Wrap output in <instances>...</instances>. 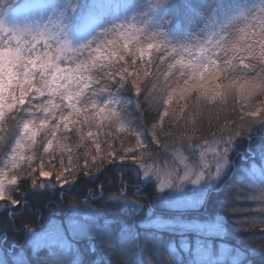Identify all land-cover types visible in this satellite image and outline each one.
<instances>
[{
    "label": "snow or ice",
    "instance_id": "6c2138e0",
    "mask_svg": "<svg viewBox=\"0 0 264 264\" xmlns=\"http://www.w3.org/2000/svg\"><path fill=\"white\" fill-rule=\"evenodd\" d=\"M168 2L172 5L178 28L197 19L202 11L196 0ZM156 6H159V2ZM212 7L227 20V27L219 33L212 31L206 40L202 37L209 31L207 26L191 40L181 42L166 36L163 29L160 32L153 31L154 25L146 23L147 19H144L147 17L139 16L144 27L135 29L136 51H131L127 41L117 50L116 42L108 37L113 33L133 31L132 23L138 16H131L129 19L127 14L141 10V5L136 0H124L123 3L116 4L110 0H85L84 3H78L77 0H5L0 5V131L9 122L22 125L21 138L16 140V146L0 168V214H8L6 219L9 228H13L17 222L14 219L17 208L24 205V198L19 191L23 184L30 182L35 190L37 180L34 176H53L51 171L43 170L42 163L39 169L32 167L35 156L23 154L21 150L25 148V144L35 145L37 136H42L46 142L44 152L49 153L57 140V133H61L63 138V133L69 131V125L76 128L78 123L81 126L85 122L91 124L89 115L77 106L87 105L89 92L92 97L104 94L109 97L99 102L92 101L91 111L96 116H103L105 109H108L109 116H119L114 110V106L119 104V93L125 89L134 90L139 97L140 77L142 74L148 75L147 69H139L135 57H143L145 54L150 56L152 51L163 54L158 62H164L165 56L173 61L168 64V68L180 73L183 84L179 86L178 99L185 103L191 92L205 100H214L217 89L234 96L238 92L242 101L239 108L241 123L238 128L228 129L226 136L222 134L216 140L215 146L210 149L213 162L205 163L199 170H189L187 165L182 168L180 165L184 164V158L178 149L172 160L161 158L162 167L145 163L143 154H147L146 159L152 160L155 153L149 152L151 144L145 145L140 140L139 133L136 134V147L121 148L119 160L124 162L130 158L136 165V178L143 184L146 185L150 177L155 179L157 191L163 194L161 200L169 209L182 212L188 208H196L218 194L232 170L233 162L230 157L236 150V142L242 139L251 142L252 126L258 124L264 127V0H260L259 4L252 0H216ZM121 9L125 12L123 19L111 16L113 10ZM85 19L91 22L87 29L82 24ZM234 21H243L247 28V31L240 29L243 41L238 48L235 45L229 47L236 32H229L228 27ZM217 36L218 38L213 39ZM193 47H200L199 54L194 62L189 58L186 64L183 57L188 56ZM216 50L223 55L212 59L210 54H215ZM126 56L128 59H125ZM114 57L117 59H113ZM62 61L69 62L73 67L62 68ZM145 63L149 61L145 60ZM129 68L132 69L131 72ZM217 80L227 83H217ZM144 95L145 102H148L152 94L147 87ZM174 96L175 93L169 95L160 105L163 116L169 119L173 116L169 106L173 104ZM135 107H140L139 98L135 101ZM157 114L159 115V110ZM162 123L163 117H160L158 124ZM157 126L153 125V128ZM76 130L82 131V128ZM124 130L121 128V131ZM87 136L94 137V134L88 132ZM4 139L0 135V143ZM152 140L161 149L166 147L155 132ZM56 147L63 152L65 145L57 143ZM95 147L99 151L100 144L96 143ZM203 154L202 151L201 155ZM108 155L115 158L116 152H109ZM257 155L259 160L250 164V172L248 176L241 178L242 183H247L257 174L264 177V163H260L264 161V145L260 146ZM140 169H143L142 176ZM55 179L68 183L63 173L57 174ZM121 183L123 185V178ZM189 185L193 187L189 188ZM38 187L43 189L46 184H39ZM141 190L137 188L136 193L139 194ZM119 195L123 197L126 193L121 192ZM246 200L254 211L243 216L231 213L248 225L246 229L234 227L219 215L203 221H186L180 216L173 219L157 217L151 222L141 221L135 227H153L179 235L181 239L178 246L175 241L168 245L169 253L175 257L172 264H243L244 252L220 244L219 251L214 253L212 241L231 232L243 234L252 245L257 241L264 244V228L257 227V224H264V182L258 190L249 186ZM120 202L140 207L134 201ZM9 209L12 211L9 212ZM67 228L66 231L65 226L53 221L40 231L29 229L31 238L28 243L32 253L37 255L38 264H66L56 253L74 250L69 237L79 232L81 225L69 221ZM0 232L6 238L7 230L0 229ZM140 235L135 232L134 227L126 224L123 225L119 238L105 232L102 237H96L100 241L98 252L96 245H90L89 251L93 255L87 264H111L112 254L128 258L127 264H143V261L134 258L135 253L132 251V239L139 238ZM158 239L146 235L145 245ZM41 250H46L49 256L39 257ZM248 254L256 255V248H251ZM259 254L264 256V253ZM0 264H28V261L23 252L16 253L9 249L0 252ZM248 264L252 262L249 261Z\"/></svg>",
    "mask_w": 264,
    "mask_h": 264
},
{
    "label": "rangeland",
    "instance_id": "374dc122",
    "mask_svg": "<svg viewBox=\"0 0 264 264\" xmlns=\"http://www.w3.org/2000/svg\"><path fill=\"white\" fill-rule=\"evenodd\" d=\"M13 2H22V0H13ZM77 2L84 3L85 0H77ZM110 2L116 4V3H123L124 0H110ZM136 2L139 5H141V10L127 14L129 19H131V16H138L136 21L132 23L133 31H126L125 33H113L108 37L109 40H113L116 42L117 50L125 41H127L129 43V49L132 51H136L135 41L137 37L135 34V29L144 27V24L141 22V17L139 16L147 17L144 19H147L146 23H150L154 25L153 31L160 32L163 29L164 34L166 36L174 40H179L181 42H186L191 40L195 35L199 34L201 30H203L206 26L209 29V31L206 32L202 37V39L204 40H206L210 36L212 31H216L219 33L223 28L227 27V20L222 15L218 14V11L216 9H214L205 18L203 25L201 26L199 32H197L196 34H191V33L187 34L178 31L176 29L170 30L167 28L166 11L164 9V6L160 3V1L136 0ZM157 2H159V6H156ZM252 2L259 4L260 0H252ZM4 3L5 0H0V5H3ZM149 13H151V15H149ZM124 15L125 12L123 9H121L120 11L113 10L111 13V16H116L120 19H123ZM90 23L91 22L87 19L82 21V24L86 29L90 26ZM240 29H244L245 31H247V28L245 27V23H243L241 27L238 30H236V35L232 37L229 47L235 45L238 48L240 43H242L243 36L240 33ZM97 30L99 31V29ZM216 38H218V36L214 37L213 39ZM141 46H145V45H141ZM202 46L203 45H201V47ZM54 47L55 45H53V48ZM199 51H200V47L191 48L189 55L183 57L185 63L186 64L188 63L189 58L194 62L199 54ZM206 54H210V53H206ZM210 55L212 59H215L217 56H222L223 53L219 52V50H216L215 54H210ZM150 56L145 54V56L143 57L141 56L136 57V64L139 67V69L144 70L148 68V63H145V60L149 61ZM177 58L180 59L181 57H177ZM113 59H117V57H114ZM61 67L68 68V67H73V65L67 61H62ZM143 76L144 75L142 74L140 79H142ZM178 91L179 88H176L170 93V95L175 93L173 104L169 106V111L173 114L172 119L163 116V121L167 119L176 122L181 117V114L184 110L185 101L178 99ZM191 94L192 92L189 93L188 96H190ZM220 94H221V90L217 89L216 98L219 97ZM87 95L90 97L87 105L78 104L77 106L82 108L84 112H86L89 115V120L91 121V124L85 122L83 126H81L78 123L76 128H74V126L72 125H69V131L63 133V138H61V133H57V140L54 141L53 149H50L49 153L44 152V147L46 146V142L43 140L42 136H37L35 145H27L26 143L25 148L21 150L25 156H30V155L35 156V160L32 163L33 168L39 169V166L42 163L44 166L43 170L51 171L53 173V176L51 178H41L38 175L34 176L37 182H43V183L47 182L48 185L54 183H63V180L57 181L55 179L56 175L59 173H63L64 177L67 178L69 176L68 167L72 155L70 153V146L68 139L70 134L73 132L77 134L80 133L85 134L86 138L89 140L90 143L89 155L92 160H95L100 156L106 158L107 160L114 159L120 163H126L127 164L126 167H130L131 169H133V171L136 174L135 171L136 165L130 158H128L124 162H121L119 160L121 148L127 149V148L136 147L137 133L141 134L139 137L140 140L145 145H147L146 138L142 130L131 117L132 104L126 99H122L121 97H118L117 100L119 104L114 106V110L115 112L119 113V116L116 115L109 116L108 109H105V113L103 116H96V113L91 111L92 101L95 100L96 102H99L101 100L109 99V97L105 94L101 96L92 97V94L90 92L87 93ZM57 102H59L58 99ZM62 107H64V105H62ZM101 107H103V105H101ZM247 110H251V109H247ZM93 117H95V119H93ZM78 128H82V131L76 130ZM121 128H124L125 130L121 131ZM17 130L18 133L16 138L13 141H11L9 145H7L8 152L6 153L3 160L0 161V168L3 167L5 161L7 160V156L11 154L12 149L16 146L15 144L16 140L21 138L22 125H18ZM257 130L259 131L261 130L262 133L264 134V127H261L258 124H256L254 128V132L256 133ZM88 132H92L94 134V137H88L87 136ZM219 138L220 136L210 139L208 138L202 140H195L191 138H186L184 136H180L178 138V141H176L175 145H171L168 148L165 147L164 149H162L165 153L164 156L155 154L154 159L148 160L146 159L147 154H143L145 156V163L149 165L162 167L161 158L165 160H172L174 153L178 149L182 154V157L184 158V164L180 166L183 168L185 165H187V168L189 170H199L200 168L203 167L205 163L211 164L213 162V153L210 151V149L215 146V142ZM205 141H207V145H205ZM57 143L65 145L63 152H61L59 148L56 147ZM96 143L100 144L99 151H97L95 147ZM112 151L116 152L115 158H110L108 155L109 152ZM202 151L204 153L203 156L201 155ZM149 152L151 151L149 150ZM235 152L237 153L240 152L237 147ZM230 158L233 161L232 155ZM258 160L259 157L258 158L255 157V159L251 158L250 161H247V163H245L244 167L242 168V172L238 176L236 182L230 185L233 191L232 193L233 197L238 202V206L236 207V210L239 216L246 215L247 213L255 210L254 208L249 206L246 197L249 194V186L255 187L258 190L261 183L264 182V177H260L257 174L256 176L248 180L247 183H242L241 178L248 176V173L250 172V164ZM260 163H264V161H260ZM65 169L67 171H64ZM139 171L142 176L143 169H140ZM25 173H26V169H25ZM148 182H153L155 183V185L157 183L156 180L151 177ZM188 187L191 188L193 186L189 185ZM196 187H200V186H196ZM119 194L120 193H116V192L111 193L110 195L106 196L103 199L104 203L109 205L110 210L108 211V214H106L104 210L95 207L92 202L85 200L80 205L70 206L66 210V213L63 217L55 218L51 221V222L56 221L61 225L65 226L66 231L68 230L67 226L69 224V221H74L77 224L81 225V230L77 232L74 236L69 237L71 243L73 244L74 250L67 252L58 251L56 253L58 257L65 260L66 264H82V262L83 264H87V261L90 258H92L93 255L89 251L90 245H96L97 252L99 251L100 241L96 239V237H102L105 232H110L113 234V236L119 238L121 235L122 227L125 224L130 227H134L135 232H139L141 234L139 238L132 239V251L135 253L134 258L143 261V264H145L144 260L150 261L152 264H172L175 257L173 256V254L169 253L168 245L171 242L175 241L178 246L181 237L176 233L170 232L168 230H158L153 227L140 229L135 226L139 225L141 221L151 222L155 220L157 217L163 219H173L175 217H163L156 215L153 213L152 207L148 203L143 202L141 199L137 197H131L127 194L123 197H120ZM162 195H163L162 193L159 192L157 193L158 203L164 207H167L161 200ZM115 197H119V199H115ZM121 200L134 201L135 204L139 205L140 207L136 208L133 207L132 205L121 203L120 202ZM203 205L198 206L196 208H188L185 210L198 209L200 211H203L201 210ZM256 207L258 208L259 205H256ZM149 209H151V212H149ZM218 215L223 216L225 220L228 223L232 224L234 227H239L242 229H246L248 227L246 223H242L240 221L238 216L227 217L222 214H213V215L208 214L205 217L199 215L180 216V217L181 219L186 221H191V220L203 221L207 218H214ZM130 216H136L138 217V220L135 223H131L129 221ZM114 224H117V228L119 230L112 228ZM45 227H42L40 229H31V230L40 231ZM257 227L264 228V224H257ZM161 233L172 235L176 239H172V237H167L171 239H166V237L163 236ZM146 235H152L154 237H158L159 239L153 243H148L147 245H145L144 237ZM30 238H31V233L29 232L26 244L19 250L16 251L14 250V251L16 253L23 252L25 255V259L28 261V264H38L37 255L32 253L31 245L28 243ZM191 238L192 237L189 234V239ZM80 242H85L84 250L79 248L78 243ZM212 243H213L214 253L219 251L220 244H226L233 249H239L240 251L244 252L245 259L243 261V264H248L250 260L252 262L255 260L261 261L264 259V256L259 254V253H264V244H260L257 241L255 245H252L249 243L248 239L243 234L230 232L226 234L224 237L214 238ZM253 247L256 248L257 254L256 255L248 254L249 250ZM7 250L8 249L5 248L0 242V252ZM141 254H144L143 256L144 258L142 257ZM38 256L48 257L49 254L47 253L46 250H41ZM110 260H111V264H127L128 258L116 254H112Z\"/></svg>",
    "mask_w": 264,
    "mask_h": 264
},
{
    "label": "trees",
    "instance_id": "16d2710c",
    "mask_svg": "<svg viewBox=\"0 0 264 264\" xmlns=\"http://www.w3.org/2000/svg\"><path fill=\"white\" fill-rule=\"evenodd\" d=\"M158 1H160L166 11L167 28L170 30L176 29L187 34L199 32L205 18L215 9L212 5L216 3V0H196V3L201 5L202 8L200 16L195 20L189 21L186 26L178 28L171 3L168 0ZM243 23V21L233 22L228 27L229 32H236ZM161 55L163 54L152 52L147 68L148 75L140 79L141 94L139 97H137L134 90L125 89L119 93V97L126 99L132 104L131 117L142 130L147 145L151 144L149 147L151 152L160 156L165 155L160 145L155 144L152 140L153 132L161 140V143L168 148L171 145H175L180 136L195 140L210 139L222 134L226 136L228 129L240 126L241 114L239 108L242 103L240 96L238 92L234 96L232 93L226 94L222 90L220 96L214 100L210 98L205 100L198 97L197 93L192 92L187 97V103H184L181 117L176 122L166 119L162 124H158L160 117H163V108L160 107L162 101L167 100L170 93L183 84L180 73L176 72L175 69L170 70L168 68V64L173 63V61L165 56L164 62H158ZM125 59H128V57L126 56ZM245 63H247V60H245ZM129 71L131 72L132 69L129 68ZM217 83H227V81L217 80ZM146 87L148 92L152 94L148 102H145L144 95ZM138 98L140 107L137 108L135 107V101ZM158 110L159 115L157 114ZM244 118L246 119L247 117L245 116ZM153 125L158 126L154 129ZM255 126H252L251 142L246 139L236 142L240 152L232 154V170L229 173L228 181L221 186L218 194H214L206 200L201 208L203 211L191 209L182 212L160 205L155 183L147 182L146 185L143 184L139 178H136L133 169L126 167V163H120L114 159L107 160L101 156L92 160L89 155L90 143L85 134L73 132L68 139L72 155L68 168L69 173H75V175L68 174L67 184L54 183L48 185L46 182L44 183L46 187L43 189L38 187L43 182H37L35 190H33L30 182L23 184L19 191L24 198V205L19 206L16 210L17 215L14 219L17 222L15 226L9 228L6 219L8 214H0V229L7 230L6 238L0 232V242L8 250H19L27 242L29 229H40L47 226L53 219L63 217L70 206L80 205L85 200L92 202L95 207L104 210L108 214L110 208L108 204L104 203L103 199L115 192H125L131 197L141 199L152 207L154 214L163 217L194 215L205 217L208 214H222L232 217L231 213H237L238 202L234 198H230L233 197L230 185L236 182L247 161H250L251 158H258L259 148L264 145V134L261 130H257L255 133ZM17 127L18 124L9 122L3 126V131H0V135L5 137L3 143H0V161L3 160L8 152L7 145L16 138ZM121 178H123V185ZM137 188L142 189L139 194L136 193ZM11 211L12 209H9V212ZM137 220L138 217L136 216L129 217L131 223H135ZM112 228L119 230L117 224H114ZM161 234L166 239H171L167 237L176 239L172 235ZM84 244L85 242L78 243L79 248L84 250ZM141 255L142 257L144 256V254ZM144 263L152 264L146 260H144ZM252 264H264V259L252 261Z\"/></svg>",
    "mask_w": 264,
    "mask_h": 264
}]
</instances>
